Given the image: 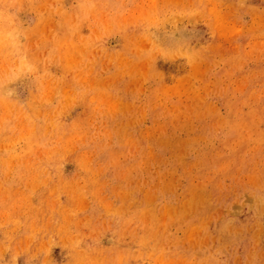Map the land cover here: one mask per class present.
Segmentation results:
<instances>
[{
    "label": "rangeland",
    "instance_id": "obj_1",
    "mask_svg": "<svg viewBox=\"0 0 264 264\" xmlns=\"http://www.w3.org/2000/svg\"><path fill=\"white\" fill-rule=\"evenodd\" d=\"M0 264H264V0H0Z\"/></svg>",
    "mask_w": 264,
    "mask_h": 264
}]
</instances>
